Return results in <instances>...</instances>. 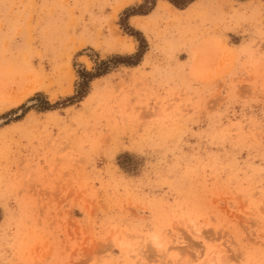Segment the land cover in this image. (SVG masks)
Wrapping results in <instances>:
<instances>
[{"label":"rangeland","instance_id":"rangeland-1","mask_svg":"<svg viewBox=\"0 0 264 264\" xmlns=\"http://www.w3.org/2000/svg\"><path fill=\"white\" fill-rule=\"evenodd\" d=\"M145 2L0 0V264H264V0Z\"/></svg>","mask_w":264,"mask_h":264},{"label":"trees","instance_id":"trees-1","mask_svg":"<svg viewBox=\"0 0 264 264\" xmlns=\"http://www.w3.org/2000/svg\"><path fill=\"white\" fill-rule=\"evenodd\" d=\"M154 1L155 0H151L150 1V5H146L148 3V1L146 0V2L144 3V5L140 6V7H144V6H147L145 8L144 11H137V10H133L131 12L130 15H135V14H146L148 13L154 6ZM170 3H172L173 5L177 6V7H180V6H183L184 3L180 4V2H182L183 0H168ZM191 1V0H189ZM125 15H128L126 12H124ZM122 21L124 20V18L121 19ZM115 58H121L120 56L118 57H115ZM130 58V57H128ZM80 72V77L82 78L81 81L78 83V87H77V90H76V95H73L71 97H69L68 99H66L67 101L69 102H72L75 100H80L82 97L85 96L87 90H86V86H87V83L89 80H91L92 78L94 77H97L101 74H103L104 72H99L97 71V73H91V72H88V71H79Z\"/></svg>","mask_w":264,"mask_h":264},{"label":"bare ground","instance_id":"bare-ground-1","mask_svg":"<svg viewBox=\"0 0 264 264\" xmlns=\"http://www.w3.org/2000/svg\"><path fill=\"white\" fill-rule=\"evenodd\" d=\"M122 243H123V242H122ZM122 243H121V244H122ZM123 245H124V244H123Z\"/></svg>","mask_w":264,"mask_h":264}]
</instances>
